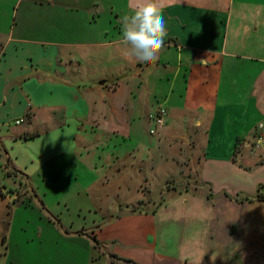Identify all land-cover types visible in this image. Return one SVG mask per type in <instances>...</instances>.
<instances>
[{
  "label": "crops",
  "instance_id": "crops-1",
  "mask_svg": "<svg viewBox=\"0 0 264 264\" xmlns=\"http://www.w3.org/2000/svg\"><path fill=\"white\" fill-rule=\"evenodd\" d=\"M23 1L14 0L7 8L0 0V236L10 230V202L29 201L52 217L49 201L64 202L67 210L55 211L62 221L61 215L72 213L68 206L74 200L90 212L97 187L104 190L128 180L140 188L151 186L158 152L177 138L187 146L179 157L198 156L199 167L205 161L197 175L205 189L197 218L182 221V232L190 234L178 243L173 239L177 219L169 216V207L108 210L109 221L104 210L96 211L93 222L100 215L105 221L91 229L109 244V263L264 264V200L256 197L260 186L264 194L263 176L255 177L251 188L237 179L241 173L248 178L246 171L253 174V166L264 167V0H153L163 10L167 30L158 59L131 64L123 57L133 70L128 77L121 72L90 74V79L81 60L88 49L125 46L123 36L103 43L84 35L59 41L34 38L28 30L44 24L34 20L36 8L27 6L19 15ZM123 1L125 7L109 9L111 15L118 13L120 35L123 18L146 2ZM103 4L90 0L89 7L76 11L90 14L87 23L97 25L108 11ZM52 18L60 23L53 30L63 28L56 13ZM66 22L79 33V21ZM159 107L167 109L166 126L148 144L141 125H153L149 116ZM19 120L26 124L16 126ZM128 141L136 149L127 147ZM221 159L231 173L224 169L226 181L210 180L213 170L220 176ZM166 179L168 185L170 177ZM206 188L233 191L209 193ZM117 221L122 227L114 225ZM125 225L134 231L124 232Z\"/></svg>",
  "mask_w": 264,
  "mask_h": 264
},
{
  "label": "rangeland",
  "instance_id": "rangeland-1",
  "mask_svg": "<svg viewBox=\"0 0 264 264\" xmlns=\"http://www.w3.org/2000/svg\"><path fill=\"white\" fill-rule=\"evenodd\" d=\"M12 1L14 0H4V7L8 8L10 6L9 4H12ZM60 1H62V3L58 4L57 0L53 3H50V0H24L22 5L18 4L17 8L20 11L19 15H21L22 11L27 6L32 9L36 8L37 16L34 17V20L39 22V24L40 22L44 24L43 28L29 29L28 32L30 33V36L40 40L50 39L51 41H59V38H72L73 40L83 39L85 37L82 35H84L90 36V42L98 41L100 43L114 40L122 36L120 35L118 27L115 28L116 16H114V14L118 13L111 15V10L109 9L111 5H115L118 8L125 7V2L123 0H114L115 3L113 0V2L111 0H104V8L108 11H105L102 16L101 14L99 15V17L101 16V19L97 22V25L93 22L91 25L87 23L88 21L86 18L89 19L90 14L87 15L82 12L77 13L76 11L77 7H89L90 0ZM46 8H50V10L46 12L44 10ZM55 13L56 17L62 19L61 21L64 26L63 28L53 30V28L60 26V23L52 18L55 16ZM122 15L123 14H121V16ZM66 19L72 21L77 20L80 22L82 27L79 28L78 34H74V31H78V28L69 27V24L72 22H66ZM46 28H52L53 31L49 34L50 30H46ZM58 29H61V31H58ZM57 32L59 35L56 34ZM125 46L111 45L109 47H103L100 45L99 48L94 49L91 47L88 49V52H86L88 53L86 58L81 59L84 61L82 63L85 71L84 75L87 79H90V74L93 75V77L102 74L108 75L121 72L127 73V77L132 74L133 70L131 71L129 69L131 68L130 65H126V63L134 64L136 61L132 59L133 61L130 62L126 59V62L125 59H122V51ZM62 52L64 55L67 53L64 48L61 53ZM109 57L112 59L109 60ZM117 59H120V61ZM124 66L127 68H124ZM127 77L123 79H126ZM102 79L106 78L102 76ZM149 122L145 121L143 125H141V132L147 138L148 144L156 142L157 140V137L150 134L149 130L153 125ZM24 124L26 123L20 125L23 126ZM168 143V147L167 145H163L158 152L161 156L159 158L160 164H158L157 168L152 173L151 186L146 187L147 185H144L143 188H140L139 186H136L135 182L128 180L123 184L105 188L104 190H100L99 188L101 187H97L92 191L90 198V212L86 210L89 206L79 202L76 203L77 200H74L70 202V205L68 206L72 213L60 216L62 222L57 220L58 215L55 214V211L67 210V207L65 208L64 206V202L50 200L47 204L48 209L50 207L52 209V214H54L53 216L56 217L48 215L42 210L41 206L38 207L31 204L27 207L19 204L14 205V203L10 202V230L5 235V238L0 236V264H110L109 258L112 259L110 256L113 255L109 252V244H104L102 241L98 240V238L94 236L95 232L92 233L93 230L91 229V226L94 225L95 231L96 227L101 222H104L105 219H110L111 214L109 215V211L112 213H120L121 209L155 208L160 211L169 207V216H173L177 219L176 223L170 222L175 229L174 232H171L174 234L173 239L178 243L183 236L185 238L188 237L190 232H182V221L189 222L188 217H192L193 215H196L197 218L199 204L201 199L204 198L203 192L205 191L203 187L204 185L201 183L198 184L197 175L205 161H202L201 166L199 167L198 156H191L189 159H186L185 156L183 158L179 157L180 152H183V150L186 151L187 149V146L185 145L186 142L182 139L174 138ZM194 143V141L190 142V147L193 148ZM238 144H240V142ZM129 145H132L133 148L136 149V144L133 142L131 143L128 141L126 146L128 147ZM143 149L145 151L146 148L144 147ZM186 153L187 152H185V154ZM221 155L226 156V153L224 152ZM166 159L169 160L167 161ZM217 161L222 164L219 167L223 168L220 176H218L217 172L213 170L208 177L213 181H226L227 178L223 175L224 169L228 173H231V170L226 169L229 166L223 164L224 159ZM208 163L213 164L214 162L208 161ZM262 166L263 164H260L258 167L253 166V174L246 171L249 174L248 178H241L245 176V173H241L240 176L238 175V182L251 188V182H254L255 177L261 178L263 176L264 181V167ZM0 175L3 176L2 172H0ZM168 177H170V179L167 185L164 181H166V178ZM1 181L4 183L5 179L2 177ZM199 186L200 188H198ZM206 190L209 193L212 191L215 193H229L233 191L232 189L219 190L217 188H206ZM50 196L55 197V193L50 192ZM194 199L195 202L191 207H189L190 205L185 204V201L192 203ZM101 210H104V213H106L104 221L100 215V217L93 222V215L96 211L102 213ZM196 222H198V219ZM82 225L86 226L85 231L82 230ZM114 225L122 227V223L119 224V221ZM125 226V229H123L124 232L134 231L130 225ZM192 227L193 226L190 227V230ZM160 229L163 228L161 227ZM112 231L113 230L110 232ZM159 235L161 237V234ZM193 235L195 234L193 233ZM124 238L126 239L125 235ZM129 240L135 242V237L129 238ZM262 240L264 243V237ZM226 260L227 258L223 257L221 262L225 263Z\"/></svg>",
  "mask_w": 264,
  "mask_h": 264
},
{
  "label": "clouds",
  "instance_id": "clouds-1",
  "mask_svg": "<svg viewBox=\"0 0 264 264\" xmlns=\"http://www.w3.org/2000/svg\"><path fill=\"white\" fill-rule=\"evenodd\" d=\"M122 23L123 43L126 45L122 51L123 57L154 63L167 35L162 8L153 0H146L126 15Z\"/></svg>",
  "mask_w": 264,
  "mask_h": 264
},
{
  "label": "built area",
  "instance_id": "built-area-1",
  "mask_svg": "<svg viewBox=\"0 0 264 264\" xmlns=\"http://www.w3.org/2000/svg\"><path fill=\"white\" fill-rule=\"evenodd\" d=\"M168 112L166 108L159 107L150 114L149 119L153 122V128L150 130L151 135H157L166 126ZM23 121L19 120L16 125H20Z\"/></svg>",
  "mask_w": 264,
  "mask_h": 264
},
{
  "label": "trees",
  "instance_id": "trees-1",
  "mask_svg": "<svg viewBox=\"0 0 264 264\" xmlns=\"http://www.w3.org/2000/svg\"><path fill=\"white\" fill-rule=\"evenodd\" d=\"M262 189H263V186H260V188H259V192H258V194H257V199H259V200H264V194L262 193ZM1 195V194H0ZM2 196V195H1ZM23 205L24 206H30L31 204H30V202L29 201H25V202H23Z\"/></svg>",
  "mask_w": 264,
  "mask_h": 264
}]
</instances>
